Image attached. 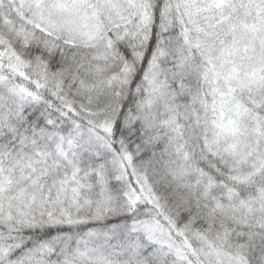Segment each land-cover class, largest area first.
<instances>
[{"label": "trees", "instance_id": "16d2710c", "mask_svg": "<svg viewBox=\"0 0 264 264\" xmlns=\"http://www.w3.org/2000/svg\"><path fill=\"white\" fill-rule=\"evenodd\" d=\"M227 1L179 5L166 16L167 0H148L145 22L110 30L86 49L34 30L0 0V83L48 113L33 114L40 124L53 117L100 134L126 173L117 188L131 190L135 217L169 235L182 264H207L189 249L197 240L220 263L240 247L245 264H264V88L240 87L233 73L243 57L264 64V0L240 10ZM77 3L72 12L81 17L98 0ZM226 103L238 113L232 143L217 132V108ZM3 143L0 173L25 167L15 139ZM92 229L80 219L40 226L32 211H5L3 264H62Z\"/></svg>", "mask_w": 264, "mask_h": 264}, {"label": "rangeland", "instance_id": "374dc122", "mask_svg": "<svg viewBox=\"0 0 264 264\" xmlns=\"http://www.w3.org/2000/svg\"><path fill=\"white\" fill-rule=\"evenodd\" d=\"M7 1L29 27L65 46L86 49H96L110 30L127 26L136 29L132 25L136 20L145 22L148 10V0H98L93 6L84 7L85 15L77 17L72 11L78 10L72 9L71 4L79 5L78 0ZM167 1L166 16L173 9L179 12V5H183V9L190 5V10L204 0ZM245 1L251 4V0H228L227 3L232 2L233 8L240 10ZM259 8L257 5L253 10ZM262 17L264 19V15ZM38 19H42V23L35 21ZM179 20L182 39L187 41L189 30L184 21ZM260 50L264 54V38ZM248 60L249 57L241 58L239 73L233 72L237 85L242 87L251 82L249 90L264 88L262 60L257 64ZM208 76L209 72L203 74V81L206 82ZM255 102L256 106L261 103L260 99ZM229 106L226 103L217 108V132L219 138L229 136L232 143L239 123L238 113ZM35 113L48 114L33 106L25 96L7 91L0 83V153L5 149V139L12 136L20 149L18 158L25 164L12 172L0 173V217L5 211L29 210L40 226L79 219L91 224L92 233L82 240L81 249L62 254L59 257L62 264H182L179 250L169 235L143 220L144 215L140 214V220L135 217L131 209V190L127 187L118 190L117 185L124 183L126 173L103 137L82 127H68L53 117L42 125L33 117ZM33 181L37 182L34 189L29 187ZM121 218H126L127 222L106 225ZM189 249L196 256L201 254L207 264H223L219 257L204 250L198 240ZM235 255L226 264H245L240 247L236 248ZM2 257L0 244V264H3Z\"/></svg>", "mask_w": 264, "mask_h": 264}]
</instances>
